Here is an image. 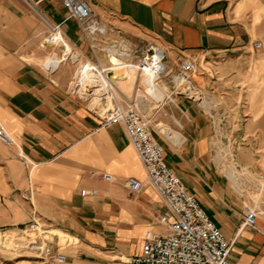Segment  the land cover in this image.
Segmentation results:
<instances>
[{"label": "crops", "instance_id": "obj_1", "mask_svg": "<svg viewBox=\"0 0 264 264\" xmlns=\"http://www.w3.org/2000/svg\"><path fill=\"white\" fill-rule=\"evenodd\" d=\"M85 1L109 40L132 45L134 62L151 44L164 49L172 74L181 59L194 61L190 83L198 99L171 95L161 102L159 94L151 98L160 104L143 100L139 109L150 118L165 164L231 244L229 261L264 264V216L253 228L242 227L241 212L255 201L239 198L220 170L227 150L239 166H256L250 142L263 134L264 96L257 105L260 69L254 63L244 68L242 55L249 48L244 39L254 37L264 19V0ZM35 5L40 20L21 0H0V125L14 141L0 143V236L36 220L70 243L64 264H131L148 237L165 232L158 216L172 217L122 125L103 127L78 99L77 65L69 59L53 64V55L64 49L44 43L49 30L43 19L61 24L65 46L80 61L105 67L110 60L90 50L58 0ZM212 121L233 126L230 133L222 130L224 140L215 145ZM104 174L112 179L103 180ZM130 177L141 182L138 193L125 189ZM259 203L264 208V199ZM7 250L0 247V264H41Z\"/></svg>", "mask_w": 264, "mask_h": 264}, {"label": "built area", "instance_id": "obj_2", "mask_svg": "<svg viewBox=\"0 0 264 264\" xmlns=\"http://www.w3.org/2000/svg\"><path fill=\"white\" fill-rule=\"evenodd\" d=\"M30 11L40 13L35 0H21ZM66 11V19L74 20L90 50L102 51L110 60L108 66L102 67L96 61L82 62L77 56L67 55L71 63L77 65L73 79L78 85L77 97L87 109L102 123L103 127L115 124L122 125L128 140L142 162L148 183L157 191L172 220L168 215L160 214L158 222L165 226L164 233L153 234L142 244L140 254L130 260L131 264H235L229 261L231 244L224 238L220 229L211 221L198 202L183 186L179 178L165 164L164 151L159 142L153 139L150 132V118L139 109V102L123 97H116L117 79L112 80L110 73L121 72L123 78L130 71L140 76L154 79L160 84L163 78L169 79L168 88L171 95H180L190 100L199 98L190 83V76L196 72L194 61L181 59L175 73L167 68L166 55L163 48L151 44L140 55L137 62L133 61L135 50L132 45L121 38L108 39V29L93 15L85 0H58ZM35 13V14H36ZM41 15V14H40ZM43 22L49 33L45 39L48 44L62 46L61 24H51L46 19ZM60 37L57 40L54 36ZM259 48V44L254 45ZM145 100V99H144ZM152 102L160 104L150 97ZM224 121H212L213 145L217 140H224L222 130ZM222 136V137H221ZM0 143L12 146L14 141L10 134L0 125ZM220 170L229 182L231 190L241 199L256 197L264 193V173L255 175L250 170L239 166L233 155V150H227L220 157ZM231 173V174H230ZM102 179L110 181V175H102ZM124 187L130 193H138L141 182L133 177L124 181ZM95 191H81V195H94ZM25 198V196H22ZM264 199V195L262 196ZM255 201V200H254ZM257 202V203H256ZM255 201L245 205L241 212L242 227L253 228L259 216H264V208ZM50 230L33 220L22 228L11 232L15 237L7 251L15 257H28L41 264H64L65 254L56 244H53ZM50 236V239L47 237Z\"/></svg>", "mask_w": 264, "mask_h": 264}, {"label": "rangeland", "instance_id": "obj_3", "mask_svg": "<svg viewBox=\"0 0 264 264\" xmlns=\"http://www.w3.org/2000/svg\"><path fill=\"white\" fill-rule=\"evenodd\" d=\"M27 9L29 10V8H27ZM31 13L37 19H39V17H37L32 11H31ZM254 32L256 33V35H254V37L251 36V37H248L247 39H244L245 44L248 45L249 48H248V50H245L243 55H242L243 56L242 66L244 68L246 67L249 69V67H252L251 63H254V67L260 69V74L258 77V83L260 86V90H259V93H260L259 96L260 97H257V96L254 97L257 105H260V104H262V99H263V98L261 99V97L264 96V70H263L264 69V19L261 22V24L258 27H256V29H254ZM253 43L259 44L258 50H255L252 48ZM65 47L68 48L67 46H65ZM56 50H57V48H55V51ZM261 64H263L262 67H261ZM142 78H143V76L142 75L140 76L135 71H130L129 73H127V78L125 79L124 83L128 82L130 84L132 82L134 83V81H135V84H133V87L129 86V88H127V87L123 86V83H118L117 84L118 89L115 93L116 97L118 99H121V98H123L122 95H124V97H127L129 99H133L134 101L141 103L144 99L149 100L150 97H152V96H158L160 94V91L154 89L150 82H147L146 79H142ZM242 82H244V79ZM168 84H169L168 78H166V79L163 78L162 82L160 84L161 88H164V87L166 88V90H165L166 94L169 93ZM232 127L233 126L226 127L225 129H223V131L230 133L233 131ZM239 127H240V125H239ZM262 132H263L262 136L256 135V137L254 136L255 138H253V140L250 142L252 149H253L252 150L253 155H254L253 158L255 159V165H256L254 167L255 169L253 168L254 170H252L251 172L255 175H262L264 173V130ZM231 142H233V141H231ZM225 143L228 144L227 141H225ZM263 195H264V193L260 194L259 198H258V196H256V197L250 196V197L253 200L260 202L262 200ZM7 233L11 235L10 232H7ZM51 233L52 234H59V232H56V231H51ZM1 237H3V236H0V238ZM58 239H59V243L57 246L61 248L63 253H65L64 251L68 248L65 245L70 244V243L68 241H65V243H62V240L60 238H58ZM51 240L53 241V244H57L55 236H51Z\"/></svg>", "mask_w": 264, "mask_h": 264}, {"label": "bare ground", "instance_id": "obj_4", "mask_svg": "<svg viewBox=\"0 0 264 264\" xmlns=\"http://www.w3.org/2000/svg\"><path fill=\"white\" fill-rule=\"evenodd\" d=\"M35 12V11H34ZM57 40H59L60 39V37L59 36H57V35H55L54 36ZM61 40H62V38H61ZM62 42H63V40H62ZM45 44H47L48 45V47H52V48H54V46L53 45H51V44H48L47 43V41H45L44 42ZM61 47H63V49H64V52L62 53V55L60 56V57H57L55 54L53 55V57H52V60H53V64L55 65V66H57V65H59V64H62L65 60H66V57H67V55H71L70 54V51L68 50V48L66 49L65 48V43L63 42V44H62V46ZM143 76V78L142 79H148L149 80V82L151 83V85H152V87L154 88V89H156V90H158V91H160V95H161V102H164V100L166 99V96H167V94L165 93V90H166V88L164 87V88H161V87H158L156 84H155V81H154V79H152L151 77H148V76H144V75H142ZM110 78L112 79V80H115V79H117V84L118 83H123V86H125V87H127V88H129V86L130 87H133V84H135V81H134V83L132 82V83H124L125 82V79L127 78V75H125L123 78L121 77V72H119V71H113L112 73H110ZM117 88H118V85H117ZM160 128V127H159ZM160 131L166 136V137H169L170 139H173V140H177L178 139V136H177V134H175L174 132H171V131H168V130H166L164 127L162 128H160ZM231 174V173H230ZM14 238L15 237H11V236H3V237H1L0 238V247L1 248H5V249H9L10 248V246L13 244V242L15 241L14 240Z\"/></svg>", "mask_w": 264, "mask_h": 264}]
</instances>
